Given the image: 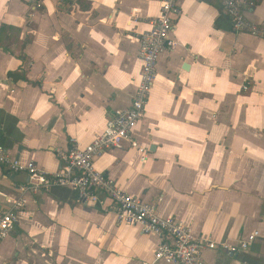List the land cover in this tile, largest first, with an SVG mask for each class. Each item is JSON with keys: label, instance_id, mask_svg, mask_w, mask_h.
Wrapping results in <instances>:
<instances>
[{"label": "crops", "instance_id": "1", "mask_svg": "<svg viewBox=\"0 0 264 264\" xmlns=\"http://www.w3.org/2000/svg\"><path fill=\"white\" fill-rule=\"evenodd\" d=\"M264 24V0H239ZM252 4V6L250 5ZM160 0H0V146L52 175L56 150L87 145L139 82L138 52ZM144 118L94 168L164 218L232 244L207 264H264V40L233 32L217 0H179ZM247 89L244 90L243 87ZM134 144V146H132ZM0 167V213L27 184ZM156 236L120 226L109 202L53 187L26 195L0 264H163Z\"/></svg>", "mask_w": 264, "mask_h": 264}, {"label": "built area", "instance_id": "2", "mask_svg": "<svg viewBox=\"0 0 264 264\" xmlns=\"http://www.w3.org/2000/svg\"><path fill=\"white\" fill-rule=\"evenodd\" d=\"M223 14L236 34L264 40V24H255L245 15V4L239 0H217ZM248 3L251 0H247ZM179 0H160L159 13L152 22L151 30L142 35L139 45L141 69L139 82L129 107L114 112L91 141L80 147L78 144L66 151L56 150L61 169L49 175L29 162L22 164L0 146V167L11 173H24L27 184L20 186L19 195L8 209L0 213V243L6 239L18 223V216L25 205L26 195H38L53 187L71 188L78 193L81 202H97L102 195L120 226L134 228L143 236H156L159 244L153 261L163 264H207L203 259L206 251L239 255L249 250L263 236L255 231L239 236L234 243L217 242L210 236H197L189 225L174 218H164L158 213L157 204L146 203L130 196L117 184L94 168V161L111 149H119L130 139L134 127L144 118L151 89L156 79L159 56L171 46L170 36L174 31V17L178 14ZM252 6V4H250ZM244 90L247 88L244 86ZM134 146V144H132Z\"/></svg>", "mask_w": 264, "mask_h": 264}]
</instances>
